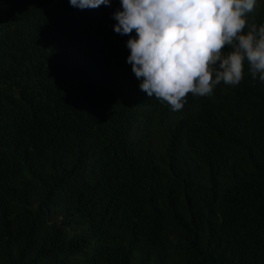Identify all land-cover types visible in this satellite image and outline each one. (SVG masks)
I'll use <instances>...</instances> for the list:
<instances>
[{
  "label": "trees",
  "instance_id": "obj_1",
  "mask_svg": "<svg viewBox=\"0 0 264 264\" xmlns=\"http://www.w3.org/2000/svg\"><path fill=\"white\" fill-rule=\"evenodd\" d=\"M118 6L0 0V264H264V82L173 110Z\"/></svg>",
  "mask_w": 264,
  "mask_h": 264
},
{
  "label": "clouds",
  "instance_id": "obj_2",
  "mask_svg": "<svg viewBox=\"0 0 264 264\" xmlns=\"http://www.w3.org/2000/svg\"><path fill=\"white\" fill-rule=\"evenodd\" d=\"M262 0H119L113 29L127 35L126 61L151 97L173 110L189 92L239 84L245 69L264 82V23L249 22ZM95 8L112 0H70Z\"/></svg>",
  "mask_w": 264,
  "mask_h": 264
}]
</instances>
